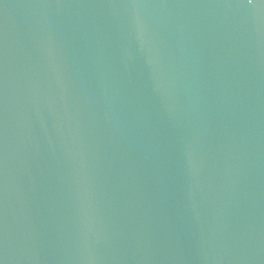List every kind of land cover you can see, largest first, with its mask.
<instances>
[{
    "label": "water",
    "instance_id": "1",
    "mask_svg": "<svg viewBox=\"0 0 264 264\" xmlns=\"http://www.w3.org/2000/svg\"><path fill=\"white\" fill-rule=\"evenodd\" d=\"M0 264H264V0H0Z\"/></svg>",
    "mask_w": 264,
    "mask_h": 264
}]
</instances>
